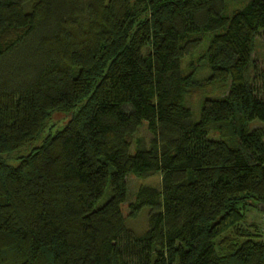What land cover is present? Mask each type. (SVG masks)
I'll list each match as a JSON object with an SVG mask.
<instances>
[{
	"label": "trees",
	"instance_id": "16d2710c",
	"mask_svg": "<svg viewBox=\"0 0 264 264\" xmlns=\"http://www.w3.org/2000/svg\"><path fill=\"white\" fill-rule=\"evenodd\" d=\"M224 7L0 0V155L67 115L16 166L0 159V264H264V239L243 223L264 204V0ZM207 39L198 81V62H181ZM208 87L223 94L202 96L193 121L185 103ZM142 122L147 143L134 139ZM153 174L159 186L129 204L148 208L134 235L126 177Z\"/></svg>",
	"mask_w": 264,
	"mask_h": 264
},
{
	"label": "rangeland",
	"instance_id": "374dc122",
	"mask_svg": "<svg viewBox=\"0 0 264 264\" xmlns=\"http://www.w3.org/2000/svg\"><path fill=\"white\" fill-rule=\"evenodd\" d=\"M247 0H224L225 7L222 11V15L227 16L230 13L244 6ZM216 33V32H215ZM212 36V35H211ZM209 36V38L211 37ZM205 35L201 37L204 39ZM207 40L201 42L196 51H194L189 57L183 58L181 62L182 70H186V65L189 61H197L199 65V69L195 72L194 78L198 81L204 80L206 76H208L209 71L202 67V63L197 60L200 57V54L203 52L204 48L207 45ZM253 57L255 60L264 59V44H262L258 39L254 41L253 48ZM223 93L217 87H208L205 89L204 93H195L190 99L187 100L185 106L189 109L192 115L193 121L198 120V112H199V104L202 96H220ZM67 115H64L58 111H52L45 120L43 125L42 132L39 137L33 141L32 143L16 149L10 153L0 155V159L4 161L9 166H16L18 163V159L27 155L33 148L37 147L40 144L41 138L46 134H52L55 130L60 128L64 122L66 121ZM249 126L252 128L254 126H258L257 121H252L249 123ZM210 138H216V135H209ZM135 138H140L144 143H147L149 139V134L145 128V122L141 123V126L137 129V132L134 135ZM133 148H130L132 152ZM159 186V176L157 174H153L146 178H137L133 175H128L126 177V192H125V200L122 204H120L119 209L121 215L124 219V228L134 235H139L143 233L147 228V211L148 208L143 206L139 208L133 215H130V207L129 204L135 201V193L139 186ZM244 225L249 226L253 224L257 229V233L260 234V237L264 239V212L255 210L253 208H248L245 213ZM251 230V229H250Z\"/></svg>",
	"mask_w": 264,
	"mask_h": 264
},
{
	"label": "water",
	"instance_id": "95a60500",
	"mask_svg": "<svg viewBox=\"0 0 264 264\" xmlns=\"http://www.w3.org/2000/svg\"><path fill=\"white\" fill-rule=\"evenodd\" d=\"M257 210L264 212V204L263 203H257L253 205Z\"/></svg>",
	"mask_w": 264,
	"mask_h": 264
}]
</instances>
